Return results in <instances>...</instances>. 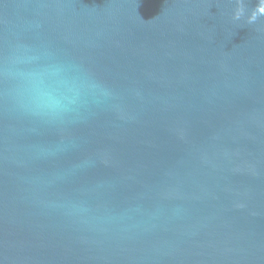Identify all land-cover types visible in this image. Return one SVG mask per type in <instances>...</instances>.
I'll return each instance as SVG.
<instances>
[{
    "label": "water",
    "instance_id": "obj_1",
    "mask_svg": "<svg viewBox=\"0 0 264 264\" xmlns=\"http://www.w3.org/2000/svg\"><path fill=\"white\" fill-rule=\"evenodd\" d=\"M0 264H264V0H0Z\"/></svg>",
    "mask_w": 264,
    "mask_h": 264
}]
</instances>
